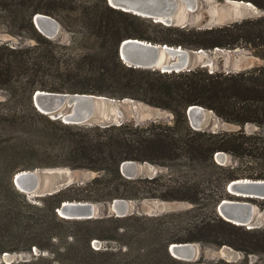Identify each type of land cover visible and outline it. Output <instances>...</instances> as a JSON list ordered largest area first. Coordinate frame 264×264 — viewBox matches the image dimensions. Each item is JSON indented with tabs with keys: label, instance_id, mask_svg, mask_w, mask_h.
<instances>
[{
	"label": "trees",
	"instance_id": "16d2710c",
	"mask_svg": "<svg viewBox=\"0 0 264 264\" xmlns=\"http://www.w3.org/2000/svg\"><path fill=\"white\" fill-rule=\"evenodd\" d=\"M243 1L264 11V0ZM38 13L57 19L71 41L41 33L34 24ZM0 25L35 42L20 47L0 43V92L7 94L0 100V255L41 252L9 264H188L169 252L172 243L185 242L227 245L247 257L231 264H264L248 259L264 258V228L246 229L217 212L223 199L236 198L227 190L230 181L264 179V134H247L244 128L196 130L187 114L190 106L199 105L226 122L264 127V65L237 73H211L204 67L168 73L128 66L119 55L125 39L138 38L190 50L245 44L264 59V15L200 29L155 22L113 8L107 0H0ZM36 90L130 98L170 111L173 121L66 124L35 107ZM218 152L254 166L225 167L215 161ZM124 161L161 165L172 175L165 182L161 176L127 178L121 172ZM48 167L99 171L95 196L79 188L72 195L69 186L38 197L40 204L30 202L14 184L15 174ZM144 198L187 201L201 208L153 218L67 219L57 212L66 200ZM94 239H122L130 250L95 249Z\"/></svg>",
	"mask_w": 264,
	"mask_h": 264
},
{
	"label": "water",
	"instance_id": "95a60500",
	"mask_svg": "<svg viewBox=\"0 0 264 264\" xmlns=\"http://www.w3.org/2000/svg\"><path fill=\"white\" fill-rule=\"evenodd\" d=\"M113 8L133 13L135 15L161 22L165 25L187 26L191 22L190 13L196 12L202 0H107ZM235 1V0H226ZM250 9H256L252 2L236 0ZM230 17V16H229ZM226 17L225 24L233 23ZM230 21V22H229ZM37 29L49 38H55L62 29L60 22L54 17L38 13L34 16ZM204 49L190 50L182 46L153 43L138 38L125 39L119 46V55L122 61L131 67L160 70L162 72L189 71L197 66H206L208 61L201 62ZM134 100L115 99L102 95L52 92L36 90L33 95L35 107L52 119H61L66 124L99 125L102 127L120 125L124 122L126 111L134 108L130 102ZM213 110L199 105L188 108L187 114L191 126L202 130ZM222 163L228 161L225 152L216 154ZM121 172L127 178H135L141 173V165L136 161H124ZM16 187L38 197L58 193L71 184L73 178L66 169L37 168L23 170L15 174ZM228 192L239 198L223 199L217 205V211L225 220L236 225H252L256 207L255 199H264V179L238 178L227 185ZM132 204L126 199H115L111 203V210L118 217H125L130 213ZM57 212L67 219L98 218L96 203L88 201H63ZM96 246L99 241H96ZM99 247V246H98ZM170 253L177 259L192 261L197 256V245L194 242L172 243ZM37 255V249H35ZM6 263L16 262L19 259L10 253H3Z\"/></svg>",
	"mask_w": 264,
	"mask_h": 264
},
{
	"label": "rangeland",
	"instance_id": "374dc122",
	"mask_svg": "<svg viewBox=\"0 0 264 264\" xmlns=\"http://www.w3.org/2000/svg\"><path fill=\"white\" fill-rule=\"evenodd\" d=\"M238 2L239 1L236 0L232 1L231 3L230 1L228 2L226 0H202V3L200 4L198 10L196 12L190 13L188 18H190L189 20L191 22H189L188 26L200 28V29L219 27L226 25L225 23L227 21L226 19L227 16L228 17L230 16L229 17L230 21L236 20V22H238L248 18L253 20L258 19L264 15V11L255 4L254 5L256 6V9H252V8L250 9L245 4ZM173 26H180V25H173ZM52 39L59 40L62 43H69L71 41V34L65 31L64 28L62 27L59 34ZM0 43H9L12 46L20 47L21 45L22 46L32 45L35 42L31 38H22V37L13 36L12 34L6 31L4 26L0 25ZM257 53H258L257 49H254L245 44L240 45L239 47L234 49H224L218 47L215 48L214 50H205V52L202 53L203 55H201L202 58L201 62L206 60L208 61V65L206 66L200 65L197 67H204L208 69V71L211 73L212 72H222V73L243 72L250 70L254 67L264 65V59L260 57ZM6 95L7 94L5 91H1L0 100H5L7 97ZM128 99L131 100L130 98ZM130 103L134 105V108L131 109L132 108L131 106L130 109L126 111L124 122H135L136 124H140L142 126L148 125L149 123L152 122L160 125L172 124L173 114L170 111L145 104L144 102L141 101L134 100L133 102ZM241 128H244L247 134H251L253 132L264 134V127L262 126H258L255 124H246L245 126L242 127L241 125L224 121L214 112L210 114L209 118L206 121L205 127L202 130H208L213 132H220V131L235 132L237 130H240ZM216 154H215L216 163L223 165L225 167L233 166L242 169H249L250 167L254 166V163L252 162L251 163L240 162L236 157H234L229 153H226L228 156V161L226 163H222L218 159ZM137 163L141 165V173H139V175L136 176L135 178H139V177L153 178L156 176H161L163 177V181L165 182L167 181V179H169L170 177L169 174L172 175L171 171L167 167L151 164L148 162H144V163L137 162ZM48 168H57V167H48ZM59 168L66 169L73 178V184L70 185L72 186L69 191L70 194L75 195L78 192L77 190L79 188V191H81L82 189L84 190L82 191V193L88 192L89 194L95 196V193L92 192L95 187L93 181L101 175L99 171H95L91 169H72L69 167H59ZM25 194L27 199L30 200V202L40 204L38 200V196L29 193H25ZM235 199L239 200V198H235ZM126 200L130 201L132 204L130 213L128 215L136 214L139 216L143 215L150 218L164 216L167 214H185L188 211H193L195 208L198 209V211L200 210L199 208H201L187 201H167L157 198L126 199ZM66 201H70V200H66ZM73 201H79V200H73ZM88 202L96 203L98 208V213H97L98 218L118 217L111 210V203L113 201L98 202V201L90 200ZM253 203L255 204L256 207L253 223L252 225H248L244 227L246 229L264 228V199H255ZM170 219L171 218L165 219L163 222H167L168 220L170 221ZM188 224L187 227H189ZM104 233L105 235L113 234V232L111 231L108 232L106 231ZM119 233H121V231H119ZM95 240L99 241V243L97 244L99 247L96 246V243H93L92 247L95 249H102L113 252L130 250V248L127 249L124 247V244H122V239L121 240L94 239L93 242H95ZM194 243L197 245V249H198L197 256L192 261H185L188 264H195L196 261L200 262V260L201 261L203 260L201 264H231L236 262H242L243 260H245V258H247L244 253L240 251H236L235 249L227 245L222 247H216V246L213 247L210 246L209 244L206 245L198 242H194ZM40 253L41 252L37 249V255ZM10 254H12L14 258L19 259L16 262L29 261L32 259V254H35V249H33L32 253L16 252ZM45 255H49V254L47 253ZM248 259L253 262L258 261L262 263L263 261L264 263V258L262 259L261 256L249 255ZM1 262L6 263L3 254L0 255V263Z\"/></svg>",
	"mask_w": 264,
	"mask_h": 264
},
{
	"label": "bare ground",
	"instance_id": "6f19581e",
	"mask_svg": "<svg viewBox=\"0 0 264 264\" xmlns=\"http://www.w3.org/2000/svg\"><path fill=\"white\" fill-rule=\"evenodd\" d=\"M231 3V2H230ZM238 3H240V2H238ZM246 7V6H245ZM247 8V7H246ZM249 9V8H248ZM203 55V54H202Z\"/></svg>",
	"mask_w": 264,
	"mask_h": 264
},
{
	"label": "built area",
	"instance_id": "2783aa9c",
	"mask_svg": "<svg viewBox=\"0 0 264 264\" xmlns=\"http://www.w3.org/2000/svg\"><path fill=\"white\" fill-rule=\"evenodd\" d=\"M94 243V242H93Z\"/></svg>",
	"mask_w": 264,
	"mask_h": 264
}]
</instances>
